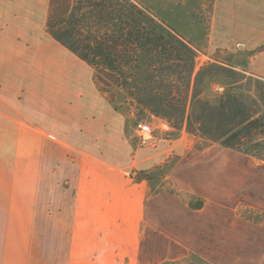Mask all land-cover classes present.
Segmentation results:
<instances>
[{"label":"crops","instance_id":"1","mask_svg":"<svg viewBox=\"0 0 264 264\" xmlns=\"http://www.w3.org/2000/svg\"><path fill=\"white\" fill-rule=\"evenodd\" d=\"M48 3L0 0V229L2 155L23 147L48 157L50 171L73 173L74 194L59 191L55 214L73 199L67 252L49 255L50 264H172L191 255L207 264H264L263 161L218 143L190 146L182 131L172 142L154 136L151 148H136L128 171L96 170L93 150L121 140L125 121L83 62L104 99L96 103L110 108L98 127L88 74L47 32ZM218 7L217 47L233 48L237 69L264 78V0H219ZM27 84L36 98L15 100V87ZM175 157L157 180L138 174ZM109 222L123 224V238L103 244L95 235Z\"/></svg>","mask_w":264,"mask_h":264},{"label":"trees","instance_id":"2","mask_svg":"<svg viewBox=\"0 0 264 264\" xmlns=\"http://www.w3.org/2000/svg\"><path fill=\"white\" fill-rule=\"evenodd\" d=\"M46 29L94 70L110 103L129 98L138 119L149 114L251 157L264 152V78L228 61L198 64L197 49L134 0H49ZM217 79L228 87L213 104L202 92ZM163 173L138 174L153 181Z\"/></svg>","mask_w":264,"mask_h":264},{"label":"rangeland","instance_id":"3","mask_svg":"<svg viewBox=\"0 0 264 264\" xmlns=\"http://www.w3.org/2000/svg\"><path fill=\"white\" fill-rule=\"evenodd\" d=\"M134 1L147 9L160 22L171 27L185 40L189 41L198 51V64L208 60H218L228 61L234 66L232 60L237 52H233V48H230V53H226L218 48L214 37L217 34L215 26L219 0ZM47 39L50 40V43L52 42L51 38L48 37ZM236 55L238 56V53ZM69 58H71V62L81 66L88 74L95 96L91 106L96 110V123L100 127L104 123V110L110 108L107 105L101 106L96 103L97 100L102 101L104 99L94 88L93 71L74 56L70 55ZM227 84L220 79L214 82L206 81L202 98L209 100L213 104L217 103L219 96L224 91V87H228ZM30 86V84H27L23 88L15 87V100L16 98L17 100L28 98ZM220 86H223V88ZM29 97L34 98L35 96L30 95ZM47 100L49 99L47 98ZM113 102L118 116H122L125 121L124 129H122L121 140L118 139L117 141L113 136L112 141L104 140L103 142H98L97 149L93 150V153L96 154L94 166L98 172L109 168V164L110 168H112V165L114 168L118 167L128 171L123 167L130 162L132 152L138 147L151 148L152 137L155 136L166 144L176 140L182 134V131L174 130L165 120L152 118L149 114L138 119L135 105L126 96L116 94ZM23 106L21 108L18 104L22 111ZM18 119H20L19 116ZM112 123L113 126L116 125L114 119ZM140 124L149 125L152 130L150 137L141 138ZM81 126H83V123ZM184 132L183 134L186 140H189L190 146L203 148L208 143H212L199 138L197 135ZM101 136L98 134V140ZM258 151L251 152L255 156L253 158L264 162V152ZM2 157L4 158H2L1 183L0 264H50V262L46 261L49 255L57 258L60 257V253L66 255L67 252L66 245L68 234L70 233L73 199L68 197L61 206V214L57 218L55 214L59 191L66 187V189L71 191V194H74V186H71L72 184L74 185L71 177L73 173L69 171L68 173L60 174L57 173L56 169L50 171L48 168L50 165L48 157H44L41 160L40 155H37V157L32 156V151H26L23 147L12 150L10 153L7 152ZM175 160L176 157L170 160L166 166L156 167L154 170H156L157 174L165 172L166 168L170 167ZM133 175H136V173ZM157 178H159V175H157L155 180ZM55 224H58L59 230ZM122 232L123 224L121 222H109L105 226V230L95 235V237L98 238L99 242L107 244L111 242V237L115 241H121L123 238ZM106 250L104 249V252H107ZM92 263L97 264L98 261H92ZM62 264L73 263L72 261H65ZM80 264L86 263L81 262ZM120 264L125 263L121 262ZM172 264L207 263L191 255Z\"/></svg>","mask_w":264,"mask_h":264},{"label":"built area","instance_id":"4","mask_svg":"<svg viewBox=\"0 0 264 264\" xmlns=\"http://www.w3.org/2000/svg\"><path fill=\"white\" fill-rule=\"evenodd\" d=\"M139 131H140V136L143 139L150 137V135L152 133L151 128L147 124H145V125L140 124L139 125Z\"/></svg>","mask_w":264,"mask_h":264}]
</instances>
